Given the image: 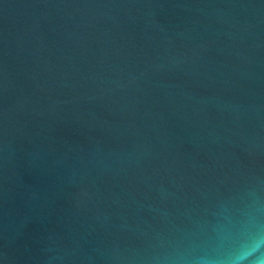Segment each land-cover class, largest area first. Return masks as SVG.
Masks as SVG:
<instances>
[{
  "label": "water",
  "instance_id": "1",
  "mask_svg": "<svg viewBox=\"0 0 264 264\" xmlns=\"http://www.w3.org/2000/svg\"><path fill=\"white\" fill-rule=\"evenodd\" d=\"M0 264H264V0H0Z\"/></svg>",
  "mask_w": 264,
  "mask_h": 264
}]
</instances>
